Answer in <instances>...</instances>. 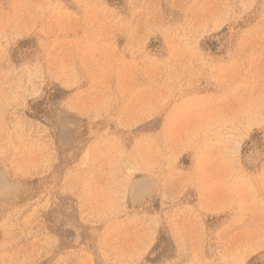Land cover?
<instances>
[{
  "label": "rangeland",
  "instance_id": "obj_1",
  "mask_svg": "<svg viewBox=\"0 0 264 264\" xmlns=\"http://www.w3.org/2000/svg\"><path fill=\"white\" fill-rule=\"evenodd\" d=\"M0 264H264V0H0Z\"/></svg>",
  "mask_w": 264,
  "mask_h": 264
}]
</instances>
